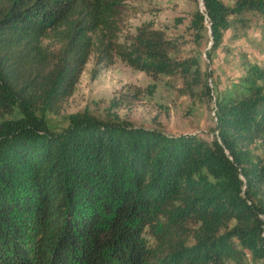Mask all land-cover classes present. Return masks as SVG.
Segmentation results:
<instances>
[{"label": "trees", "instance_id": "16d2710c", "mask_svg": "<svg viewBox=\"0 0 264 264\" xmlns=\"http://www.w3.org/2000/svg\"><path fill=\"white\" fill-rule=\"evenodd\" d=\"M130 1L0 0V264H219L230 236L264 256V68L248 64L240 95L215 101L210 141L94 119L55 132L34 117L60 110L90 56L170 73L159 31L118 41ZM201 4L210 48L233 17L264 21V0ZM228 219L242 226L215 235ZM191 220L213 230L185 245Z\"/></svg>", "mask_w": 264, "mask_h": 264}, {"label": "rangeland", "instance_id": "374dc122", "mask_svg": "<svg viewBox=\"0 0 264 264\" xmlns=\"http://www.w3.org/2000/svg\"><path fill=\"white\" fill-rule=\"evenodd\" d=\"M199 0H133L122 8L118 41L129 44L146 29L157 30L166 41L170 73L151 78L115 57L112 65L101 67L90 56L58 112L34 113L48 129L58 132L72 121L94 119L109 123L152 128L168 135L194 134L210 141L214 129L215 101L239 96L240 79L248 64L264 68V21L261 16L243 13L233 17L214 48H210L208 21L194 16ZM232 6L238 0H220ZM133 88L139 89L136 95ZM17 108L4 119L18 118ZM263 150V151H262ZM258 149L259 155L264 149ZM21 231L28 240L36 228L28 216H21ZM212 223L208 226L212 227ZM185 245L192 234L206 236V223L185 222ZM242 226L234 219L220 222L215 235ZM149 242L151 239L143 235ZM230 253L219 264H264L253 257L235 237H227Z\"/></svg>", "mask_w": 264, "mask_h": 264}, {"label": "water", "instance_id": "95a60500", "mask_svg": "<svg viewBox=\"0 0 264 264\" xmlns=\"http://www.w3.org/2000/svg\"><path fill=\"white\" fill-rule=\"evenodd\" d=\"M198 6H199V12H202V4H201V0L198 1Z\"/></svg>", "mask_w": 264, "mask_h": 264}]
</instances>
